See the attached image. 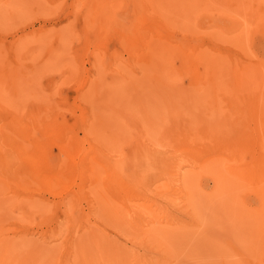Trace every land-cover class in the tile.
<instances>
[{
	"label": "rangeland",
	"instance_id": "374dc122",
	"mask_svg": "<svg viewBox=\"0 0 264 264\" xmlns=\"http://www.w3.org/2000/svg\"><path fill=\"white\" fill-rule=\"evenodd\" d=\"M142 1L147 0H0V264H264V226L255 212L261 201L254 191L245 185L240 189L237 185L236 191L229 184V190L217 192L208 175L198 176L190 166L180 165L178 147H159V141L154 142L155 147L165 148L155 157L159 167L138 186L131 155L147 143L143 145L145 141L139 140L132 121L122 122L126 128L123 141H110L97 125L92 131L85 128V118L89 120L98 105L102 107H97L99 115L108 113L105 108L100 114L105 100L111 107L117 106V111H132L137 116L149 109V114L157 117L154 109L160 105L166 112H182L184 119L173 122L168 118L163 125L173 137L176 132L184 133L181 124L191 115L197 118L210 111H227L232 129L240 119L221 99L190 87L193 81L184 73L182 50L178 47H194L197 56L230 55L255 62L264 55V45L261 42L251 46L249 36H241L243 24L238 28L236 23L241 16L232 14L227 5L214 2L217 5L211 6L214 10L209 17L201 20L190 9L196 17L187 19L184 14L191 13L181 8L173 10L171 16L167 14L168 25L158 11L152 10L149 0L147 4ZM151 16L153 20L159 16L156 20L160 19V23ZM130 38H134L131 44L135 47L127 43ZM149 40L165 41L169 46L162 53L165 60L163 57L161 67L146 64L142 50L137 49ZM163 80L174 88L161 93L158 99L159 92L154 90ZM138 83L151 88V95L144 93L145 110L131 92ZM148 96H154L152 99L158 103ZM112 99H119L116 105ZM245 104L239 107L243 110ZM2 108L25 117H40L28 125L36 144L6 130L9 117L1 116L5 113ZM162 116L155 119L161 121ZM142 119L144 129L149 130ZM160 121H156L158 126ZM97 142L100 160L123 168L128 175L132 185L129 195L118 191L115 194L103 182L92 188L89 180H81L84 169L80 165L91 156L86 150L93 149ZM11 143L25 146L55 167L64 166L63 184L49 189L37 183L31 164L15 160V156L10 158ZM60 146L73 152V156H65L64 150H58ZM82 147L85 152L76 154ZM241 157L245 163L252 160L249 152ZM178 163L182 166L180 173L176 171ZM179 174H184L188 183L196 177L201 179V186L193 187L199 207L188 200L187 187ZM79 191L83 196L80 194L74 203L72 194ZM221 200L226 207L217 205ZM125 205L131 210L139 208L142 213L152 208L151 215L130 216ZM87 227L98 243L86 241L84 255L71 260L77 235L84 234ZM166 232H172L175 238L164 241L162 234Z\"/></svg>",
	"mask_w": 264,
	"mask_h": 264
},
{
	"label": "bare ground",
	"instance_id": "6f19581e",
	"mask_svg": "<svg viewBox=\"0 0 264 264\" xmlns=\"http://www.w3.org/2000/svg\"><path fill=\"white\" fill-rule=\"evenodd\" d=\"M147 1H142V2L147 4ZM149 1L152 10L155 9L156 11H158L159 15L162 18H164V22L168 25L170 21L167 18L168 17L167 14L171 16L173 10H178V9L181 10V8H183L185 12L191 13V14L188 13V15L185 13L184 15H186V18L187 19L193 18V20L196 16L192 15L193 14L192 12H196L197 15L198 14L200 15V17L197 18H200L202 20V18H206L207 16L209 17V14L213 12L214 9L211 6L215 4L214 2H216L217 4L223 3L228 7H230V9L232 10V14L241 16V20L236 22L238 23V28L240 27V24H243V30H240L241 36L242 37L244 35H246L247 37L249 36L250 39L249 44L251 46L252 43L257 44L261 42L264 45V0H201L200 3L199 0H149ZM195 4L196 6H194ZM199 6L200 9L197 10ZM190 9H193V11L191 12ZM153 13L154 15L156 14L155 11ZM143 14L145 13L143 12ZM222 14L223 13L220 10L219 16H222ZM149 16L150 15H148L147 18H150ZM151 18L153 20V16H151ZM156 18L153 21H157V22L159 21L160 23V19L156 20ZM233 19L235 18L233 17ZM162 27H165L164 24H162ZM153 28L155 31V27ZM157 32L158 30L156 31V33ZM131 38L127 43L129 44L130 47H135L133 43L131 44V40H133L134 38L133 39ZM145 39L147 38L145 37ZM249 44H247L246 46L249 47L250 46ZM184 46L185 44L183 45V47ZM167 47L169 46L165 41L162 42V41L149 40L137 46V49L142 50L141 56L146 64L148 65L156 64L157 66L161 67L163 65L162 58L164 57L165 60V55H162V53L166 51L165 49ZM183 47L181 46L178 48L182 50L180 58L182 60V67L184 69V73L188 75L193 81L190 87H192V89H195L196 91L199 92H204V93L210 92L215 98H219L225 104H227L229 110H232V112H234L233 114H237L238 116H240L239 121L235 125V129L231 128L230 124H233L230 122L231 120H227L229 117V113L227 114V111L225 112L221 111L218 113H216L215 111H210V112H206L203 115H199V117L195 115L197 118L191 117L192 115L190 116V118L187 116L188 120H186L187 119L186 117L185 124H181L184 133L179 135L176 132L175 136L173 137L170 134L171 133L170 130H168L169 128L168 129L164 128V126H166L165 122L168 118L171 119L173 122H176V120L178 119L179 121L182 120L181 119L183 118V114H181L182 112L179 113L172 109H169L166 112L164 107H161V105L158 104L160 106L157 107V109H154V111H156L154 114H156V116L157 114L158 116L160 115L159 117L163 115L161 121L158 119L160 121L158 126L157 122L159 121L155 118H159V117L158 116L155 117L154 115L152 116L151 113L149 114L150 112V111L148 112L149 109L146 110L149 116H147L146 112L143 111L145 110L144 108L145 104H147L145 102L143 104L142 102L145 100L144 93L148 91V93L150 94L151 88L147 89L145 86H143V84H139V83L133 86L131 92L132 94L133 92L135 93L134 95H136L137 100L141 104L140 107L143 110L141 109L140 111H143L144 113L142 112L141 114H138L139 110L135 111V113L137 112L136 114L141 116L134 115L133 114L134 112L132 111L131 113L130 111L128 113L127 111H125L126 110L125 108H124L125 109L124 112L127 113L117 111L118 109V108L116 109L117 106L113 108L108 103L109 100L108 101L105 100L104 104H102L104 108L100 114H102V112L106 108V111L108 110L107 112L110 115L112 113V115L111 116L109 115L110 117L108 115L105 116L106 112L105 113L103 112L104 113L102 114L104 115L103 117L104 118L107 117V119L106 118L104 119L101 115H99L98 109L99 108L102 109V107H100L101 106L100 104V106L98 105L99 107L97 106L98 109L96 107L95 112H92L93 115H90L89 120L88 118H85L86 120V122L84 123L85 128L87 126L88 131H92L94 125H97V127L99 128L98 130L102 131L103 134H107L110 137L111 139L110 141L113 140L123 141L125 140V136H126V128L123 126L122 122L126 123V121H132L131 125L135 126L137 128V131L139 132V136H140L139 140L145 141L143 145L147 143L145 146H143V148L142 147L140 149L138 148L139 150L134 151L131 155L133 157V160L136 161V162L133 161V166H134L133 168H135L136 171L135 169L134 171L137 172V179L135 182L138 183V186H140L139 184H144L147 181L148 175L156 170L158 165H156L155 157L159 152V150L165 149V148L160 149L159 147L164 146L165 144H167L168 147L175 146L176 148L178 147L177 149L180 155V158L179 157L178 158L181 161L180 165L182 166L188 165V167L190 166V169L198 171L197 173L198 176L204 174L208 175V177L214 182L215 189H217V192L219 193L226 192L227 190L230 189L229 184L234 185L236 191L238 188L237 185H239V189L242 187V185H245L250 190L254 191L257 198H259V200L261 201L260 206L256 208L255 212L258 215V217L261 218L262 224L264 226V55H262L260 59L258 58V60L253 62L251 60H248L249 58L242 60V59L229 57L230 55L226 56V55L214 54L213 56H206L205 53H203L201 54V56L199 55L197 56L196 48L193 47L191 48L192 50L191 49L188 50L189 48L188 46L184 47V49ZM263 48L264 47H262V51ZM173 88L174 86L171 82H165L163 80L160 81L159 84H157V89H155L154 91L159 92V96H160L161 93L167 91L168 92L173 91ZM157 95L155 94L156 96L155 98L158 97ZM149 96L148 99H152V97H154L152 96L150 98ZM173 97H177V95H174ZM108 98H110V96ZM159 98L161 99V96L158 97V99ZM105 99H107V97ZM154 99H152V101ZM155 100L154 103L156 104L158 100L156 102ZM111 101L113 103L114 99H112ZM146 101L148 102L149 100H147L146 98ZM116 102H114L113 104L116 105ZM240 103L241 104L246 103L245 104L246 106L244 105L245 107H243L244 108L243 110L239 107ZM142 104L144 105V107L142 106ZM148 104H153V102ZM187 104L189 103L187 102ZM188 106L190 107V105ZM191 106L194 107L195 104L193 105V103H191ZM160 109L161 111L158 112V110ZM3 110L5 113L1 116H4L6 114L9 117V120L7 121L8 123L5 124L6 130H10L14 133L23 135V137L26 136V139L29 138L30 141L33 142L32 144H36L37 141L31 136L30 128L28 125L29 123H35L39 121L40 117L38 115L33 117L32 116L25 117L24 115L13 113L11 111L6 112L7 108ZM96 110H98V112H96ZM189 112H191V110H189ZM166 113H168V115H166ZM142 114L144 115L142 116ZM113 115L117 118V120ZM110 118H112L111 120H115L117 124L114 121L110 122L111 120H108ZM141 118H143L142 120H144V123H146V125L149 127V130H151L150 132L148 129L147 131L146 129H144V127L146 126L142 124L143 121H141ZM25 119H27V121L24 122ZM118 119L121 123L118 121ZM30 120L32 121L30 122ZM172 121L170 122V124L172 123ZM155 141H159V145H158L159 147H155L154 144ZM98 145L99 144L97 142L94 145L93 149L91 148L86 150L87 152L91 153V156L90 158L87 159L85 158L83 162L81 161L82 165H80V167L82 166V168L84 169V173L82 172L83 177H81V180L83 179V183L84 181L89 180L92 188L98 186L99 183L103 182L104 186L111 188L112 191H115V194L116 191H118L121 192V194L129 195L132 185L130 186V183L128 181L129 179L127 177L128 175L125 174V172L122 170L123 168L120 169L119 166H118L119 168L109 166L106 164V162L101 161L100 160L101 155L99 153L100 149ZM81 149L82 150L77 151L76 154L78 153L83 154L85 152V149H83V147ZM10 150L13 151L11 154L12 157L10 158L14 159L15 156V160H19L22 163L24 162L26 164H31L33 166L34 179L37 181V183L40 182L41 184H43V186L49 189H54L55 187H58L59 185L63 184L64 181L63 179L65 175L64 166H59L58 164H56L55 167V165H53L51 161L45 160L44 158L40 159L38 156H35V154L30 153V151L27 150L26 147L23 145L18 146L15 143H11ZM58 150H62V151L64 150V155L67 157L73 156L72 154L73 152L69 151V149L65 148L64 146H60V149L58 148ZM244 152L245 153L249 152L252 155V160L249 163H245L241 157V155L244 154ZM131 156L129 160L132 159ZM166 157L164 158L165 159L164 161H166ZM13 161L14 160H8L7 162H13ZM40 162L42 163L40 164ZM40 165H43V168H41ZM177 165H178L177 167L178 170L176 169V171L180 173L179 170L182 168V166H179V163ZM83 169L81 170L80 168L81 171H83ZM17 174L20 175V172L18 171ZM179 179L182 180L184 186L187 187L186 193L188 200L193 202L194 206L199 207L200 200H198V197H196L195 190L193 189V187L199 188L201 186V182H200L201 179L199 177H196V180L193 181L194 183L191 182L193 184L187 182V179L184 174L183 176L179 174ZM80 194H81L80 191L73 193L72 194L73 198L71 200H73V202L75 203V200L76 201L78 200ZM118 194L120 196V193ZM118 194L116 195V197L118 196ZM81 196H83V193L81 194ZM221 201H219L217 205L219 206L223 205L222 207H226V203L223 204L224 200ZM122 203L125 204L123 200ZM124 207L127 210L128 215L130 216L134 215L137 218H140L141 216L151 215V211H152L151 210L152 208H148V209H143V213H142L140 212L139 208L137 209L133 208L136 210L133 209L131 210L130 208H127L126 205ZM64 218H67L66 213L64 215ZM71 224L73 223L71 222ZM162 235H163L162 236L163 240L166 242L170 241L172 237H174L173 236L174 234L172 232L170 233L166 232L163 233ZM86 241H89L91 243H98L97 237L93 236V231L89 227H87L84 234H81L80 232L78 233L77 238L74 242V249L72 251L73 254L70 256L71 260H74L76 256L79 254L81 256L84 255L82 249ZM262 243L264 244V239H262ZM99 248L101 249V247Z\"/></svg>",
	"mask_w": 264,
	"mask_h": 264
}]
</instances>
